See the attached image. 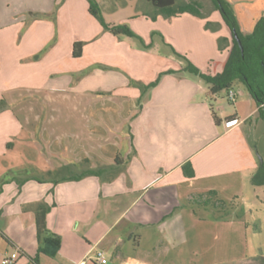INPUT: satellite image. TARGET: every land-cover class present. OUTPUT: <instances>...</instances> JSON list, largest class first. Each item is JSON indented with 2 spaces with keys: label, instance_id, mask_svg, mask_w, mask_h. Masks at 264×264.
<instances>
[{
  "label": "crops",
  "instance_id": "0c3cea01",
  "mask_svg": "<svg viewBox=\"0 0 264 264\" xmlns=\"http://www.w3.org/2000/svg\"><path fill=\"white\" fill-rule=\"evenodd\" d=\"M97 1L107 23L129 25L146 46L106 30L88 0H0V264H96L99 251L103 264H264L233 258L232 235L245 231L234 205L224 216L194 202L243 197L264 160V119L246 86L234 83L228 110L175 53L223 71L232 36L221 13L167 17L148 0ZM228 1L251 32L264 0ZM168 70L177 72L153 87L137 84ZM78 167L102 172L54 173ZM42 202L61 238L55 256L40 251Z\"/></svg>",
  "mask_w": 264,
  "mask_h": 264
},
{
  "label": "trees",
  "instance_id": "16d2710c",
  "mask_svg": "<svg viewBox=\"0 0 264 264\" xmlns=\"http://www.w3.org/2000/svg\"><path fill=\"white\" fill-rule=\"evenodd\" d=\"M90 3V13L98 18L103 24L106 30L111 31L115 35H125L128 37L138 38L143 46H146L143 38L134 32L127 24H109L105 21L101 6L97 0H88ZM154 6H156L167 17L175 16L183 12H190L194 15L203 17L201 4L192 0L184 2L183 4H177L178 0H148ZM214 8L219 10L223 20L230 29L232 41L229 57L226 61L223 71L212 75L201 71L192 61L187 57L175 52L180 58H182L186 65L183 70L188 71L196 76H199L210 85V94H218L223 90H229L232 88L235 82H242L253 99L259 106V113L264 119V14L257 20L253 30L249 33H245L239 24L235 9L228 0H211ZM207 28H213L212 23H206ZM238 35L243 51L236 38ZM228 38H220V46L222 44L228 45ZM83 42H75L73 46V55L78 57L81 55ZM175 70H168L160 73L155 81L150 84L143 85L137 82L143 88H150L157 85L162 76L166 73H175ZM3 106V101L0 102V109ZM212 115L217 124L221 122L220 117L217 115L213 107H211ZM230 120H233L231 118ZM185 174L188 176L194 175V170L191 163H186L183 166ZM62 170H57L54 173H59ZM102 171L89 169L85 170L77 175L62 176L61 180H79L85 175L95 174L100 175ZM250 182L255 186H264V160L259 161V166L256 171L251 175ZM212 195H216L215 191H211ZM195 204L204 203L206 205L219 208L222 215L228 216L232 205H228L226 201L220 198L209 197L202 198L201 201L195 200ZM50 206L44 202L39 204L36 212V226L37 234L41 244L40 251L48 254L49 256H55L61 246L60 236L51 233L46 225V216L50 210Z\"/></svg>",
  "mask_w": 264,
  "mask_h": 264
},
{
  "label": "rangeland",
  "instance_id": "374dc122",
  "mask_svg": "<svg viewBox=\"0 0 264 264\" xmlns=\"http://www.w3.org/2000/svg\"><path fill=\"white\" fill-rule=\"evenodd\" d=\"M192 0H178L177 4H183L184 2H189ZM202 6L203 14H208L209 10L213 7L211 0H196ZM155 9L157 8L154 6ZM158 9V8H157ZM132 40L137 41L143 46L142 42L138 38L131 37ZM145 42V40H144ZM144 47V46H143ZM241 84V82H239ZM243 87V85H240ZM246 96H240V99L245 98ZM217 101L223 103L227 106L228 110H234L236 100H231L228 98V90H223L218 93ZM235 123V121H233ZM263 138L262 144H263ZM260 155L264 157V146L259 142ZM260 156V157H261ZM83 168L78 167L73 170H62L61 173L69 174V172L80 173L83 172ZM234 190H237L235 187ZM244 195L243 197H233L230 194L228 197H223L222 199L230 205H234L232 213L235 211L239 215H242V224L245 229L241 234L236 230L232 235V251L235 254L233 258L241 256L243 259L246 256H262L264 257V186H255L251 182H247L244 185ZM231 196V197H230ZM212 216V215H209ZM230 216V215H229ZM246 227V228H245ZM210 242L213 240V235H209ZM229 243V238H228ZM222 244V237L219 242V246ZM221 253V251H219ZM97 254V253H96ZM95 254V255H96ZM224 254V253H223ZM233 255V254H232ZM230 257H226V260ZM230 264V263H226Z\"/></svg>",
  "mask_w": 264,
  "mask_h": 264
},
{
  "label": "built area",
  "instance_id": "2783aa9c",
  "mask_svg": "<svg viewBox=\"0 0 264 264\" xmlns=\"http://www.w3.org/2000/svg\"><path fill=\"white\" fill-rule=\"evenodd\" d=\"M228 97L231 100H235L236 98V91L233 88L228 90ZM233 121H228L227 125H231ZM105 253L103 251H99L97 255L92 259L96 264H103L105 262ZM89 257H85L79 264H87ZM14 260L11 258H5L3 260V264H13Z\"/></svg>",
  "mask_w": 264,
  "mask_h": 264
},
{
  "label": "water",
  "instance_id": "95a60500",
  "mask_svg": "<svg viewBox=\"0 0 264 264\" xmlns=\"http://www.w3.org/2000/svg\"><path fill=\"white\" fill-rule=\"evenodd\" d=\"M236 38H237V40H238V42H239V44H240V46H241V49H242V51H243V46H242L241 41H240V39H239V37H238L237 34H236Z\"/></svg>",
  "mask_w": 264,
  "mask_h": 264
}]
</instances>
